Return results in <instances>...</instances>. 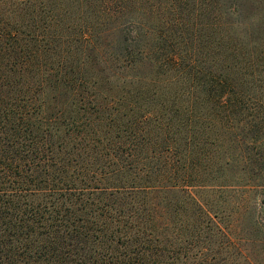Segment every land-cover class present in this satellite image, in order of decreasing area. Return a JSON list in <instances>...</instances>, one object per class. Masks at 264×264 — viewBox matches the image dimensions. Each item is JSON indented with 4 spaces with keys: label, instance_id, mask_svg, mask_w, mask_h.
Returning <instances> with one entry per match:
<instances>
[{
    "label": "trees",
    "instance_id": "obj_1",
    "mask_svg": "<svg viewBox=\"0 0 264 264\" xmlns=\"http://www.w3.org/2000/svg\"><path fill=\"white\" fill-rule=\"evenodd\" d=\"M0 264H264V0H0Z\"/></svg>",
    "mask_w": 264,
    "mask_h": 264
}]
</instances>
